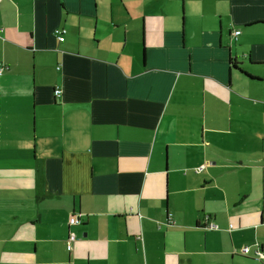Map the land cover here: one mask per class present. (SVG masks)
I'll return each mask as SVG.
<instances>
[{"label": "crops", "instance_id": "obj_1", "mask_svg": "<svg viewBox=\"0 0 264 264\" xmlns=\"http://www.w3.org/2000/svg\"><path fill=\"white\" fill-rule=\"evenodd\" d=\"M0 65V264H264V0H0Z\"/></svg>", "mask_w": 264, "mask_h": 264}, {"label": "built area", "instance_id": "obj_2", "mask_svg": "<svg viewBox=\"0 0 264 264\" xmlns=\"http://www.w3.org/2000/svg\"><path fill=\"white\" fill-rule=\"evenodd\" d=\"M64 34H65V31H64V30H55V31H54V36H55V38H56L59 42H63V40H64L63 35H64ZM239 34H240V32H239L238 30H236V31L233 32V36H234L235 40H236V38L238 37ZM5 70H7V67H6L5 65H0V76L3 74V72H4ZM53 94H54V96H55L56 98H59V97L61 96V91H60L59 89H56V90H54ZM78 223H79V222H78V220H77L75 217H71V219L69 220V225H70V226L76 225V224H78ZM73 240H74V238H73L72 235L68 237V242H69V243H71ZM242 253H243V254H247V253H249V249H248V248L243 249V250H242ZM256 257H257L258 259H264V257H263L261 254H258V253L256 254ZM263 262H264V261H263Z\"/></svg>", "mask_w": 264, "mask_h": 264}, {"label": "trees", "instance_id": "obj_3", "mask_svg": "<svg viewBox=\"0 0 264 264\" xmlns=\"http://www.w3.org/2000/svg\"><path fill=\"white\" fill-rule=\"evenodd\" d=\"M229 64L231 65V67H233L234 69H236V70H239V68H238V66H239V64H236V62H234V61H231V62H229ZM243 73V72H242ZM246 77H249L247 74H245V73H243ZM250 78V77H249ZM251 79V78H250Z\"/></svg>", "mask_w": 264, "mask_h": 264}]
</instances>
